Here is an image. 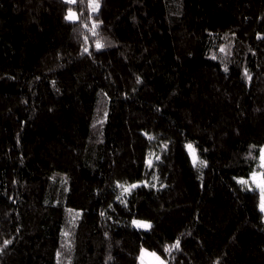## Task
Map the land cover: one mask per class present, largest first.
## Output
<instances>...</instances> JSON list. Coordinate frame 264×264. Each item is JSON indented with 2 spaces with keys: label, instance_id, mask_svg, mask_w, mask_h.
Listing matches in <instances>:
<instances>
[{
  "label": "trees",
  "instance_id": "obj_1",
  "mask_svg": "<svg viewBox=\"0 0 264 264\" xmlns=\"http://www.w3.org/2000/svg\"><path fill=\"white\" fill-rule=\"evenodd\" d=\"M262 147L264 0H0V264H264Z\"/></svg>",
  "mask_w": 264,
  "mask_h": 264
},
{
  "label": "rangeland",
  "instance_id": "obj_2",
  "mask_svg": "<svg viewBox=\"0 0 264 264\" xmlns=\"http://www.w3.org/2000/svg\"><path fill=\"white\" fill-rule=\"evenodd\" d=\"M70 13H72V12H69L68 16L70 15ZM74 15L76 17L75 13H74ZM189 145H191V144L190 143L186 144V149L188 150L192 160L194 161L196 159L195 153H194L193 147L189 148L188 147ZM262 150H264V147H262L260 150V154H259L257 164H256L254 171L250 174V176L248 178L239 179V181H247L246 184L241 183L243 186L248 187V188H252V189L254 188L259 192L260 209H261L262 201H264V176H263L264 152H262ZM262 212H263V216H264V211H262ZM134 221H136L138 223H133ZM132 224L138 228H143V229H147L149 227V222L146 220H141V219H134L132 221ZM139 264H165V263L154 252L143 248L140 251Z\"/></svg>",
  "mask_w": 264,
  "mask_h": 264
},
{
  "label": "snow or ice",
  "instance_id": "obj_3",
  "mask_svg": "<svg viewBox=\"0 0 264 264\" xmlns=\"http://www.w3.org/2000/svg\"><path fill=\"white\" fill-rule=\"evenodd\" d=\"M68 2L72 3V2H75V0H68ZM97 7H98V5H97ZM70 17H71V13H70V15L68 17H66V19H69ZM99 46L100 45L98 44L97 47H99ZM188 147L191 148L192 146L189 145ZM262 152H264V150H262ZM239 182L242 183V184H246L247 183V181H239ZM132 187H135V185H133ZM126 191H127V189H126ZM261 210L264 211V201H262ZM133 223H138V222L134 221ZM5 243H7V242H5ZM172 247L178 248L179 247V242L177 241V243L175 245H173Z\"/></svg>",
  "mask_w": 264,
  "mask_h": 264
},
{
  "label": "crops",
  "instance_id": "obj_4",
  "mask_svg": "<svg viewBox=\"0 0 264 264\" xmlns=\"http://www.w3.org/2000/svg\"><path fill=\"white\" fill-rule=\"evenodd\" d=\"M70 18H72V19H76L74 13H71V17H70Z\"/></svg>",
  "mask_w": 264,
  "mask_h": 264
}]
</instances>
